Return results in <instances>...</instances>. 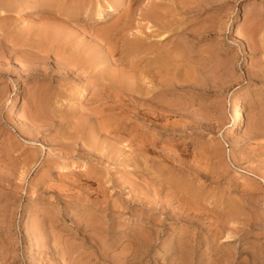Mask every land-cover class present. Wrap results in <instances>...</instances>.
<instances>
[{
  "label": "rangeland",
  "instance_id": "1",
  "mask_svg": "<svg viewBox=\"0 0 264 264\" xmlns=\"http://www.w3.org/2000/svg\"><path fill=\"white\" fill-rule=\"evenodd\" d=\"M188 1L0 3V264H264V0Z\"/></svg>",
  "mask_w": 264,
  "mask_h": 264
},
{
  "label": "bare ground",
  "instance_id": "2",
  "mask_svg": "<svg viewBox=\"0 0 264 264\" xmlns=\"http://www.w3.org/2000/svg\"><path fill=\"white\" fill-rule=\"evenodd\" d=\"M3 1V0H2ZM2 1L0 2L1 4H2ZM186 1H188V0H186ZM190 2H191V0H189ZM188 1V2H189ZM195 1H197V0H194V1H192V2H195ZM189 2V4H192V3H190ZM0 4V5H1ZM4 4H5V2H4ZM196 5V4H195ZM195 5H189V6H186V7H184V9L183 10H186V11H184V12H186V13H189L190 12V14L192 13V12H196V6ZM3 6V5H2ZM5 6V5H4ZM3 6V7H4ZM10 6V5H9ZM4 12H3V14L5 15V10H3ZM157 13V12H156ZM156 13H152V12H145L144 13V15L145 16H147L148 18H156V17H158L159 16V14H156ZM199 13V12H198ZM2 14V15H3ZM197 14V13H196ZM3 15V16H4ZM189 15V14H188ZM192 15V14H191ZM0 16H1V12H0ZM6 16V15H5ZM145 16H143V17H145ZM146 17V18H147ZM3 19H4V17H2ZM188 18V17H187ZM1 19V18H0ZM131 21V20H130ZM165 27V26H164ZM167 27V26H166ZM137 28V27H136ZM167 29V28H166ZM170 29H172V28H170ZM179 30V29H178ZM177 30V31H178ZM101 31V30H100ZM144 31V30H143ZM204 31V30H203ZM97 32V31H96ZM139 32L140 33H142V31H140L139 30ZM102 33V32H101ZM167 35V34H166ZM185 35V34H184ZM103 36V35H102ZM136 37V36H135ZM159 37V36H158ZM177 50V49H176ZM233 98V97H232ZM240 101H242L241 100V98L239 97V96H237V97H235L234 99H233V101L232 102H234V110H233V113H232V125H231V127H230V129H229V131H233L234 129H235V125L237 124V122H238V119H239V115H240V112H242V109H241V107H240ZM9 103H10V101H9ZM242 104V103H241ZM16 105H17V103H16V100H15V98L12 100V107H13V112H15L16 111ZM232 105V104H231ZM18 110V109H17ZM11 113H12V111H11ZM17 113V112H16ZM242 114V113H241ZM231 120V119H230ZM231 123V122H230ZM239 125V124H238Z\"/></svg>",
  "mask_w": 264,
  "mask_h": 264
}]
</instances>
